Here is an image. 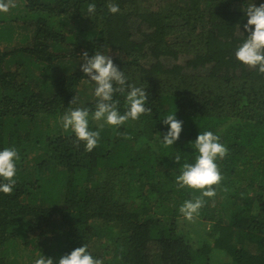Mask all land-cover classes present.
<instances>
[{
	"label": "trees",
	"instance_id": "obj_1",
	"mask_svg": "<svg viewBox=\"0 0 264 264\" xmlns=\"http://www.w3.org/2000/svg\"><path fill=\"white\" fill-rule=\"evenodd\" d=\"M14 2L0 14V148L21 159L15 190L0 193V264L85 243L104 264H264V74L234 56L246 0H115L116 14L94 0L93 18L92 0ZM94 50L146 88L152 112L118 130L93 121L101 140L88 152L57 118L94 108L79 68ZM169 111L184 129L163 149ZM204 129L229 151L216 195L189 222L178 208L193 193L176 188L169 156L191 160Z\"/></svg>",
	"mask_w": 264,
	"mask_h": 264
},
{
	"label": "clouds",
	"instance_id": "obj_2",
	"mask_svg": "<svg viewBox=\"0 0 264 264\" xmlns=\"http://www.w3.org/2000/svg\"><path fill=\"white\" fill-rule=\"evenodd\" d=\"M15 6L14 0H0V14L8 13ZM107 11L116 14L120 11V5L115 0H108ZM242 11L246 22L242 23L243 31L239 25V31L244 37L235 47L234 56L243 65L264 74V0L259 3L256 0H246ZM84 15L91 18L97 15V4L94 0L87 4ZM81 56L82 63H79V68L86 82L94 84V108L82 104L69 106L57 119L61 130L74 134L76 141H82L85 150L92 152L101 140L99 129L107 125L113 130H118L127 122L138 121L145 114L151 113L152 108L146 88L130 82L125 71L111 55L94 50L91 55L85 51ZM117 93L123 97V110ZM73 103L75 98L69 105ZM93 121L100 122L99 129L90 126ZM161 121L165 128L156 132V140L161 148L169 149L180 139L184 121L177 117V111L165 113ZM190 142L189 146L193 149L191 160L181 152L169 157L178 165L170 169L176 188L187 189L193 193L191 198L185 199L179 205L178 212L185 220L195 222L208 202L206 198L216 195V188L213 186H218L223 178L219 160L223 159L229 150L221 142L220 136L210 129L199 130L195 139ZM20 159L15 146L0 148V193L9 194L15 190ZM32 264H104V260L94 255L85 243L55 258L38 254L32 259Z\"/></svg>",
	"mask_w": 264,
	"mask_h": 264
},
{
	"label": "rangeland",
	"instance_id": "obj_3",
	"mask_svg": "<svg viewBox=\"0 0 264 264\" xmlns=\"http://www.w3.org/2000/svg\"><path fill=\"white\" fill-rule=\"evenodd\" d=\"M21 42L22 41L19 38H16V40H13V43L8 44L7 47H11V46H17L18 47V46H21L22 45ZM222 256L225 258V261L226 260L227 261H230L231 260L230 257H229V255L226 254V253H223Z\"/></svg>",
	"mask_w": 264,
	"mask_h": 264
}]
</instances>
